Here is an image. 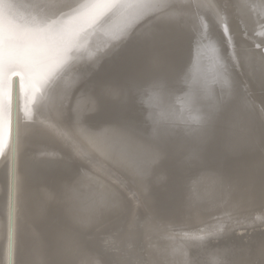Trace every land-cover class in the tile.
I'll return each mask as SVG.
<instances>
[{"label":"bare ground","instance_id":"obj_1","mask_svg":"<svg viewBox=\"0 0 264 264\" xmlns=\"http://www.w3.org/2000/svg\"><path fill=\"white\" fill-rule=\"evenodd\" d=\"M170 3L47 79L40 9L14 16L34 73L0 131V264H264V0Z\"/></svg>","mask_w":264,"mask_h":264},{"label":"snow or ice","instance_id":"obj_2","mask_svg":"<svg viewBox=\"0 0 264 264\" xmlns=\"http://www.w3.org/2000/svg\"><path fill=\"white\" fill-rule=\"evenodd\" d=\"M21 7L40 9L31 16V26L27 33L30 46H40L54 53V58L42 76V79H47L72 58L74 49L83 46L80 41L89 35L88 30L104 24L108 17L124 18L119 27L110 33L111 39L118 41L129 30H134L133 25L136 24L137 16L126 13L127 9L164 10L173 7V4L170 0H86L85 3L73 6L72 0H35L32 4L24 5L22 0H0V85L8 75L19 77L22 86L26 75L29 82L33 80L32 65L14 51L18 47L12 35L14 16ZM196 7H200V4L197 3ZM45 10H50L55 18L42 15ZM6 22L9 33L7 39L4 35ZM53 37L56 39L53 40ZM261 63L264 65V53H261Z\"/></svg>","mask_w":264,"mask_h":264},{"label":"water","instance_id":"obj_3","mask_svg":"<svg viewBox=\"0 0 264 264\" xmlns=\"http://www.w3.org/2000/svg\"><path fill=\"white\" fill-rule=\"evenodd\" d=\"M182 33L184 41L190 45L191 41L189 38L192 36V33L189 31H184ZM126 52H131V47L127 49ZM183 52H178L177 57L181 56V53ZM186 57L181 58L183 61H180L179 65L184 63ZM189 58L187 59V62L190 61L193 65L192 60H189ZM182 67L186 68L185 65H182ZM27 78L28 77L26 75L22 86V82L19 77H12L8 75L5 77L3 84L0 85V131H7L8 129V135L12 129L13 123L15 122V116L20 103V101H18L19 88L22 87L24 89V84L26 81H29Z\"/></svg>","mask_w":264,"mask_h":264},{"label":"rangeland","instance_id":"obj_4","mask_svg":"<svg viewBox=\"0 0 264 264\" xmlns=\"http://www.w3.org/2000/svg\"><path fill=\"white\" fill-rule=\"evenodd\" d=\"M243 235H244V234H241V236H240L239 238H242Z\"/></svg>","mask_w":264,"mask_h":264}]
</instances>
